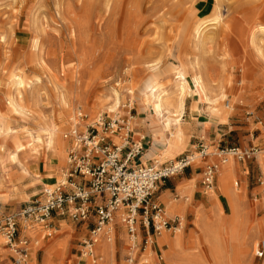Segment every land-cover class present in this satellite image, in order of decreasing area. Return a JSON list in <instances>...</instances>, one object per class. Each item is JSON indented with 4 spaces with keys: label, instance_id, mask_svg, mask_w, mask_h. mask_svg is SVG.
<instances>
[{
    "label": "rangeland",
    "instance_id": "1",
    "mask_svg": "<svg viewBox=\"0 0 264 264\" xmlns=\"http://www.w3.org/2000/svg\"><path fill=\"white\" fill-rule=\"evenodd\" d=\"M217 1L220 23L205 27L197 45L187 37L185 23L193 22L204 4L208 5L200 16L212 14L215 0H0V129L7 127L14 131L22 143L17 150L19 161L28 170L25 174L16 162L9 163L0 149V215L38 197L43 187H55L62 182L68 187V182L81 180L78 174L67 180L70 143L63 136L78 109L86 115L85 123L93 122L100 115L128 116L130 110L131 124L138 119L153 134L149 126L153 110L140 104L138 92L146 90L148 76L170 89L176 81L177 69L193 61L196 55L203 64L204 78L210 77L216 86L225 85L222 89L225 97L220 104L229 115L222 122L211 114L191 89L192 73L188 72V88L182 95L184 109L177 113L184 131V144L192 132L190 125L193 127L198 120L208 119L227 131L230 126L234 128L224 134L225 141L219 142L221 146L238 145V138L248 139L249 145H263L264 34L258 36L261 53L250 46L248 38L253 26H264V0ZM151 63L157 66L154 71L147 66ZM16 78L24 82L19 91L14 85ZM124 88H132L133 93L125 92ZM113 90L119 96L118 107L115 112H109ZM59 93L68 99L66 104L60 103ZM12 97L20 99L23 110L12 107ZM48 124L58 127L64 157L51 153L44 145L41 130ZM37 134H41L40 144L33 138ZM1 144L4 145L0 137ZM58 158L63 161L57 169L45 173L46 162L56 163ZM239 168L243 178L234 177L232 185L249 206L251 226L259 222L260 234L255 238L258 242L264 239V171L247 164L246 174ZM114 217L111 222L114 237L110 241L102 237V242L112 247L96 250L95 264H131L126 257L130 243L121 212L117 222ZM55 218L64 223L62 229L53 223L52 236H45L38 227L29 231L34 238L27 252V264H93L81 257L83 240L88 238L92 225L68 216H55L53 222ZM191 218L188 216L181 234L184 248L194 255L188 257L193 258L191 262L181 264H237L226 233L221 236L220 246L217 243L219 260L216 262L210 245L191 243L196 240V226ZM163 232L170 241L176 230ZM236 236L241 244H246L243 233ZM139 237H145L142 228ZM35 243L39 245L32 251ZM255 246L252 241L238 264L264 263V258L254 257ZM173 252L167 242L161 244L155 236L145 250L141 245L134 264H180L173 260ZM145 259L147 262L143 263ZM0 264H13L11 251L2 236Z\"/></svg>",
    "mask_w": 264,
    "mask_h": 264
},
{
    "label": "built area",
    "instance_id": "2",
    "mask_svg": "<svg viewBox=\"0 0 264 264\" xmlns=\"http://www.w3.org/2000/svg\"><path fill=\"white\" fill-rule=\"evenodd\" d=\"M129 113L130 110L128 116L100 115L93 122L85 123L86 115L77 110L70 129L63 136L70 143L67 180L74 174L80 175L81 180L68 182V187L64 182L55 187H43L38 197L15 211L0 215V236L11 251L13 264H27L32 239L30 230L38 227L45 236H52L55 216H68L74 221H86L92 225L88 238L83 240L81 257L86 260L90 256L93 261L97 258L93 252L100 232L103 231L102 237L107 241L114 237L113 227L106 231L104 227L118 210L130 243L127 261L134 264L141 245L145 250L155 236L166 230H176L183 221L178 216L168 218L163 206L154 200L160 181L178 175L210 155L216 156L221 163L230 160L247 163L259 156L264 158V144L247 147L219 145L209 150L208 145L201 141L193 151L173 159L138 163L136 160L144 149V136L133 139V130L129 127L133 116ZM216 171L214 162L203 165L201 183L206 190L213 187ZM258 181L263 184L262 180ZM141 228L145 232L143 239L139 237ZM21 230L27 233L20 234ZM253 255L264 258V239L257 242Z\"/></svg>",
    "mask_w": 264,
    "mask_h": 264
},
{
    "label": "crops",
    "instance_id": "3",
    "mask_svg": "<svg viewBox=\"0 0 264 264\" xmlns=\"http://www.w3.org/2000/svg\"><path fill=\"white\" fill-rule=\"evenodd\" d=\"M241 22V26L244 27V20ZM183 109L184 104L181 113L183 112ZM228 115L229 114H227L226 116H215L219 117L222 122H225ZM133 123V139L137 140L140 139L141 136H144V139L142 140L144 149L142 155L136 161L138 163L145 164H150L153 161H167L183 153L193 151L194 148L202 140L207 143L209 148L217 147L220 144L219 142L225 141V138L223 137L224 134L227 132L229 133L234 129L232 126H230L227 131V129L218 127L217 123H214L211 120H198L193 125V127L192 125H190L192 128V132L189 139L187 140V144H184L185 138L183 131L181 140L182 143L178 145H172L168 141V132H166V129L153 128L151 126V123H149V126L153 131L152 134L149 132L148 128L142 126V122L140 120L135 119ZM169 128L170 127H168V129ZM143 133H145L146 135ZM150 134H152V136H150ZM191 138H193V142H191ZM236 142L240 147H246L250 144L248 139L238 138ZM259 157L251 159L247 163H240L231 160L227 163H221L216 156L210 155L205 160H201L186 168L178 175L160 181L157 185V189L153 195V198L163 206L165 214L168 218H174L178 216L183 219L182 228L185 227V222L188 221V216L191 215L192 222H195L196 226V228L194 229V237L196 240L192 241L191 243L201 244L204 247L206 245L209 246L210 240H212V238L216 236L220 246L221 236L224 233L228 234L230 238L231 234L235 233V235H238L241 232L246 236L245 247H248V245L251 244V242L259 236L260 225L259 222L256 221V225L253 224L251 226L248 211L249 206L243 200H241L239 195L235 192L236 189L232 185V179L234 177H238L239 179H241V177L243 178L239 166L241 167L242 172H245L244 167H247V164L251 167H254L256 165L263 172V168H261L260 164L262 158L260 157L261 160L259 163ZM62 161V158H58L56 163H53L50 160L47 161L43 167L44 172L48 173L57 169V166H59ZM206 162H214L217 164V171L211 190H206L201 183L202 168ZM245 173L247 174V171ZM246 174L244 175V178L246 177ZM120 212L121 211L117 212L114 217L116 222L119 219ZM53 223L59 229H62L64 221L59 218H55ZM228 223L232 224L228 225ZM26 233L27 232H25L24 230L20 231V234ZM188 234L192 233L188 232ZM31 237L34 238V235H32ZM158 238H161V236H156L157 241ZM172 240H174V237L170 241ZM109 246L103 243L102 246L97 247L96 250L98 251L99 248L106 250L108 247H112L111 245ZM33 248L34 247L32 246V249ZM173 251L174 261L180 264L187 261H192V259H188L189 256H192V252L184 248V240L182 238V234L180 235L178 245L174 246Z\"/></svg>",
    "mask_w": 264,
    "mask_h": 264
},
{
    "label": "bare ground",
    "instance_id": "4",
    "mask_svg": "<svg viewBox=\"0 0 264 264\" xmlns=\"http://www.w3.org/2000/svg\"><path fill=\"white\" fill-rule=\"evenodd\" d=\"M215 3H216L215 7L214 6L212 7V14L206 15L204 17L200 16L201 13L206 9V7L208 5V4H204V5H202V7H200L201 9H199L198 14L196 16H194L195 19L193 20V22L188 20L185 23V24H187V26L185 27L186 33L188 32L187 37H189L190 40L193 41V43L196 42L197 45L201 41L200 38L202 37V32H203L205 27H207L209 25H216V24L220 23L219 22L220 18L218 16V12L216 11L217 7H218V5H217L218 1L215 0ZM198 5H201V4H198ZM256 25L257 26H253L252 29L250 30V36L248 39H249L250 46L253 47L257 53H261V47L259 46L258 36L260 34H264V26L259 25V24H256ZM197 49H198V47H197ZM147 66L150 68V70H153V71L157 67L155 63L148 64ZM204 70H206V69H204ZM188 72L192 73V75H190V80H189L190 81V87L193 90V92H195L196 97L199 98V101L204 103L206 108L211 110L215 115L226 116L228 114V111L223 109L221 107V104H220V101L222 99H224V97H225L223 90H222L223 86H225V85L222 84V86H220V85L216 86L215 82H213L210 77L204 78L205 73L203 71V64L200 61V59H198L197 55H196V57H194L193 61H188L186 65L183 64L180 69L179 68L177 69V71L175 72L176 81H175V83L173 82L174 84L170 89H167L163 85L161 86V84L156 82L157 80L155 81L154 79H151L148 76L147 79L145 80V84H146L145 89L146 90L140 91V93L138 92V96L140 98V104L144 107L151 106V108L153 110V115L151 114V118H150L151 119V122H150L151 126L153 128L162 127L164 129H166V132H168V134H167L168 141L172 145H174V144L178 145V144L182 143L181 140H182L183 130L181 129V126L178 123L179 119H178L177 113L183 107L182 95L184 94V92L188 88L187 87V81H186L187 80L186 74ZM14 83H15L14 85L17 87L16 90L18 89V91H19L20 86H22L24 84L23 80L20 78H18V79L16 78V81ZM124 90H125V92H127L129 94L133 93L132 88H124ZM112 97H113V99H112L113 105L108 104L109 105L108 106L109 112H115L116 111L115 107L116 108L118 107L117 102H118L119 96L115 90L112 91ZM12 99H13V97H12ZM58 99H59L61 104H66V100H68L64 97L63 94H60V93L58 94ZM11 101H12V103H11L12 107L14 106L17 109L23 110L21 103H20V99H18L17 97H14V99ZM18 112H19V110H18ZM214 114H212V115H214ZM131 123L132 122L130 121L129 127L132 128L133 125ZM168 127H170V128L168 129ZM9 129L10 128H7V127H3L0 129L1 141L4 144V145H2V144L0 145V149L2 148V155L5 154L4 158H6L9 161V163L16 162L17 165L21 166L22 172L26 174V173H28V170L21 163V161H19L18 153H17V150L20 146H22V143L17 138V136L14 134V131L12 130L13 132H11ZM41 131H42L41 134H43V136H44L45 147L48 150H50L51 153H54L57 155L60 154L61 157H64L61 154L62 153V144L58 140V135H59L58 127L55 125L51 126L48 124V126L43 128ZM41 134H37L36 137H33L34 141L36 143H39V144L41 143ZM35 146H36V144H35ZM32 149H34V148H32ZM260 157H259V163L261 160ZM4 158H2V159H4ZM260 164H261V168H263V171H264V158H262V161ZM213 197H214V195H213ZM263 208H264V202H263ZM111 222L112 221L109 222L110 224L107 226V229H110L112 227L113 224H111ZM181 224H182V222H181ZM229 224L231 225L232 223H228V225ZM105 229H104V231H106ZM236 230H237V228H236ZM181 232H182V226H179L176 229V233L174 235V240H172L174 242H172V241L169 242L166 234H163L165 232H162L161 233L162 236H161V238L158 239V242L161 244L164 242H167L169 244L170 248L173 249L174 246H177L179 243V238H180ZM102 233H103V231L100 232V236L97 238V241L94 245V252H93L94 256H96L97 247L102 246V244H103ZM230 236H231L230 237V240H231L230 244L232 246L231 248H232V255H233L232 257L234 258V262L238 264V262H240L239 259H240L241 255L243 253L247 252V250H246L247 247H245L246 244L240 243V241L238 240L235 233L231 234ZM256 242H257L256 239H254L253 240V246H255ZM209 243H210V247H211L212 256L214 257L215 262H216L219 260V257H218V255H219L218 251L219 250H218V244H217L218 243L217 237L216 236L213 237ZM36 245L38 246L39 244L35 243L32 246L35 248ZM34 248L32 249V251L34 250ZM244 248H245V250H244ZM167 252H166V254L168 255ZM49 255L50 254H48V256ZM193 255H194V253H192V256ZM170 259H172V258H170ZM86 260H87V262H89V263L92 262L93 264H95V262H96V261H92V258L90 256L87 257ZM165 260L166 259H164L163 261H165ZM144 262L146 263L147 259H145L143 261V263ZM43 264H46V262ZM48 264H49V262H48Z\"/></svg>",
    "mask_w": 264,
    "mask_h": 264
}]
</instances>
